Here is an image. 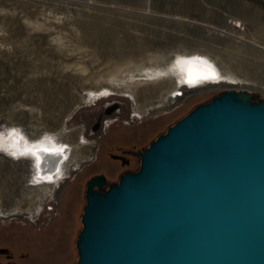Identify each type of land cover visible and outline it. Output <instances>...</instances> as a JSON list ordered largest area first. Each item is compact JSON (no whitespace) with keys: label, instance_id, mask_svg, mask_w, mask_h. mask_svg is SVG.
I'll return each instance as SVG.
<instances>
[{"label":"rangeland","instance_id":"obj_1","mask_svg":"<svg viewBox=\"0 0 264 264\" xmlns=\"http://www.w3.org/2000/svg\"><path fill=\"white\" fill-rule=\"evenodd\" d=\"M184 58L215 82L178 83ZM225 90L264 100V0H0V262L74 264L86 182L136 172ZM43 143L65 148L47 188L30 154Z\"/></svg>","mask_w":264,"mask_h":264},{"label":"water","instance_id":"obj_2","mask_svg":"<svg viewBox=\"0 0 264 264\" xmlns=\"http://www.w3.org/2000/svg\"><path fill=\"white\" fill-rule=\"evenodd\" d=\"M139 157L86 182L74 264H264V100L225 90Z\"/></svg>","mask_w":264,"mask_h":264},{"label":"bare ground","instance_id":"obj_3","mask_svg":"<svg viewBox=\"0 0 264 264\" xmlns=\"http://www.w3.org/2000/svg\"><path fill=\"white\" fill-rule=\"evenodd\" d=\"M173 65L176 67L175 71H177L178 74L175 71L174 72L177 75H180L181 77L178 83H184V85L188 84L194 87H196L197 85L201 86V85H204L202 83L214 81L213 79L216 77V74L213 71V69L208 68L205 62L203 60H199L198 58L197 59L196 58H188V59L184 58L182 60H177L175 63H173ZM149 74L151 75L154 73H149ZM175 76L176 75H174V77ZM206 76H214V78L205 79ZM189 80H191L192 83H189ZM54 144H57V143L45 144V145L30 149V152H31L30 154L38 161L37 163V171L39 173V175L37 176L38 181L44 184L46 188L47 186L50 185V183H46V182L50 180H54V176L56 173L60 174L59 168L62 165V163L60 162L65 158L64 157L65 155H63L65 148L63 147L58 148V146Z\"/></svg>","mask_w":264,"mask_h":264},{"label":"crops","instance_id":"obj_4","mask_svg":"<svg viewBox=\"0 0 264 264\" xmlns=\"http://www.w3.org/2000/svg\"><path fill=\"white\" fill-rule=\"evenodd\" d=\"M1 230H3V228H0V233L2 232ZM3 237L0 234V246H6V243H4V240L2 239ZM64 250L62 248H58V250L56 251L57 255H63ZM44 264V262H42ZM41 263V264H42ZM20 264V263H19Z\"/></svg>","mask_w":264,"mask_h":264},{"label":"snow or ice","instance_id":"obj_5","mask_svg":"<svg viewBox=\"0 0 264 264\" xmlns=\"http://www.w3.org/2000/svg\"><path fill=\"white\" fill-rule=\"evenodd\" d=\"M211 78H214V76H206L205 79H211ZM189 83H192L191 80H189Z\"/></svg>","mask_w":264,"mask_h":264},{"label":"flooded vegetation","instance_id":"obj_6","mask_svg":"<svg viewBox=\"0 0 264 264\" xmlns=\"http://www.w3.org/2000/svg\"><path fill=\"white\" fill-rule=\"evenodd\" d=\"M0 254H4L6 257H8L9 255V253H0Z\"/></svg>","mask_w":264,"mask_h":264},{"label":"trees","instance_id":"obj_7","mask_svg":"<svg viewBox=\"0 0 264 264\" xmlns=\"http://www.w3.org/2000/svg\"><path fill=\"white\" fill-rule=\"evenodd\" d=\"M216 96H217V95H216ZM214 97H215V96H214ZM252 100L255 101V102H257L254 98H253ZM210 101H211V100H210ZM259 101H260V100H259ZM208 102H209V101H208ZM206 103H207V102H206ZM174 124H175V123H174ZM138 170H139V169H138ZM138 170H137V171H138ZM137 171H136V172H137Z\"/></svg>","mask_w":264,"mask_h":264},{"label":"built area","instance_id":"obj_8","mask_svg":"<svg viewBox=\"0 0 264 264\" xmlns=\"http://www.w3.org/2000/svg\"><path fill=\"white\" fill-rule=\"evenodd\" d=\"M179 93H182V92H179ZM176 95L179 96V95H181V94H176ZM176 95H175V96H176Z\"/></svg>","mask_w":264,"mask_h":264},{"label":"clouds","instance_id":"obj_9","mask_svg":"<svg viewBox=\"0 0 264 264\" xmlns=\"http://www.w3.org/2000/svg\"><path fill=\"white\" fill-rule=\"evenodd\" d=\"M34 162V161H33ZM34 165H35V162H34Z\"/></svg>","mask_w":264,"mask_h":264}]
</instances>
